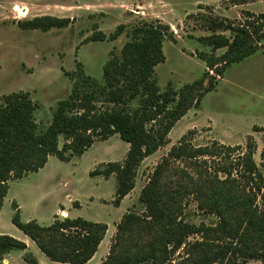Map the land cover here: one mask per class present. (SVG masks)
<instances>
[{
    "label": "rangeland",
    "instance_id": "1",
    "mask_svg": "<svg viewBox=\"0 0 264 264\" xmlns=\"http://www.w3.org/2000/svg\"><path fill=\"white\" fill-rule=\"evenodd\" d=\"M1 1L3 0H0V21L9 17L7 21L13 25L8 23L5 29L0 25V99L9 93H28L32 101L38 105L34 117L39 131L44 130L50 123L52 110L56 104L68 97L73 84L72 76H75L79 69L82 68L85 74L94 80L102 81L103 66L110 53L120 52L129 40L128 35L135 24L141 21L148 23L160 21L173 32L174 40L166 39L163 43L165 61L155 68L161 92L168 85L178 90L208 73L202 87L204 89L208 86L210 77H215V73L206 68L205 63L199 59L200 54L220 57L226 51L219 49L213 52L209 46L197 41L198 38L212 34L208 30L211 21L223 20L236 26L244 22L247 13L254 17L264 13V0H142V2L134 0L135 4L140 3L143 12L141 16H136L134 12L137 10L135 8L133 10L131 6L128 8L121 6V9L127 8L130 12L114 14L112 12V9H115L114 0H99L96 9L103 12L88 18H74L65 28L42 32L22 30L18 25L14 26L15 21L10 19L21 14L7 10L5 15ZM55 1L78 5L80 0H39L37 7L29 11L24 20L47 15L61 16V13L51 10V4ZM118 26H123V32L116 40L85 43L94 33L101 32L109 37ZM215 34L231 37L229 31H216ZM5 42H10V46L15 43L20 46L15 45L12 50L7 46L6 49ZM210 82L215 84L213 90L204 94L199 104L186 112L183 120L170 135V141L168 140L164 146L138 165L134 189L119 207L113 204L115 178L89 176V173L99 165L93 167L91 159L81 161L73 158L69 162H61L55 156L48 157L41 172L29 173L22 179L11 180L6 199L17 192L20 199L28 202L29 213L36 203H40L39 206L46 212L54 205L61 204L72 211L71 216H74L72 218L79 217L107 225L96 258L89 264H95L96 259H101L98 263L101 264L108 257L114 238L117 240L115 249L119 258L143 255L150 252L153 246L161 252L162 240L175 219L196 226H216L219 221L217 211H221L234 228L247 234L248 246L243 248L256 253L260 247L259 233L251 229H242L246 217L239 207L247 204L245 199H225L226 185L215 183V173L219 172L218 179L224 181L226 177L221 171L226 169L232 173V178L246 185L247 180H241L239 177V172L244 171L243 161L237 157L246 151L251 138L256 147L253 158L264 178V166L260 160L264 132L253 131L255 126H264V39L253 56L230 65L221 79L215 77ZM137 104L136 100L132 102L131 107ZM182 136H186V140L195 148L214 147L217 144L231 149L239 146L242 150L225 152L219 149L221 155L217 158L172 162L161 179L160 187V202L165 207L166 219L160 224L152 225L145 217L144 207L139 201L140 192L157 165L166 158L171 147L177 145ZM62 142L60 139V146ZM94 145V150L103 151L106 155L103 158L119 163L124 161L128 151V145L117 135L109 138L108 143L97 141ZM25 185L26 187L22 188ZM254 207L257 208L259 215L264 216V197L256 195ZM9 211L10 205L6 203L0 214V232L14 239L16 238L13 234L27 239L11 224ZM128 212L137 215L140 220L133 222L120 240L117 225ZM33 216L38 220L37 216ZM21 220L23 221V218ZM44 221L40 220L38 224L42 225ZM220 235L210 233L191 236L167 260L163 261L161 256L159 263L189 264L191 259L198 255L197 243H236ZM32 247L45 264H60L51 262L35 245L32 244ZM10 253L12 254L10 264H26L22 258L16 256L19 251ZM234 264L263 263L256 259L242 262L239 258Z\"/></svg>",
    "mask_w": 264,
    "mask_h": 264
},
{
    "label": "trees",
    "instance_id": "2",
    "mask_svg": "<svg viewBox=\"0 0 264 264\" xmlns=\"http://www.w3.org/2000/svg\"><path fill=\"white\" fill-rule=\"evenodd\" d=\"M70 23L69 19L42 16L20 21L17 25L22 30L47 32L65 28ZM208 30L212 34L198 38L197 41L209 46L213 52L219 49L226 51L220 57L200 54L199 59L208 70L215 73L216 78L221 79L230 65L242 62L259 50L260 42L264 39V13L257 17L247 13L244 22L236 26L223 20H212ZM216 31H229L231 37L217 35ZM122 32L123 26H118L109 37L101 32L94 33L85 43L114 41ZM128 37L129 40L118 54L110 53L103 66L102 81L87 76L82 68L72 76L73 84L68 97L56 104L50 123L42 131L38 130L34 117L38 105L28 93H9L1 97L0 210L9 181L38 172L45 166L49 156H55L61 162H69L79 158L97 141L103 142L115 135L128 145L124 161L100 164L89 176L107 179L114 175L116 191L113 204L119 206L134 189L136 168L141 161L164 146L175 124L191 107L199 104L204 94L213 90L215 84L210 81L215 77H210L208 86L202 89L208 76V73H204L201 79L185 84L178 90L168 85L164 91H160L155 68L165 61L164 41L174 40L169 26L160 21H141L132 27ZM136 100L138 104L132 108L131 104ZM253 131L264 132V126H255ZM60 139L63 141L61 146ZM219 149L225 152L242 150L239 146L231 149L217 144L214 147L195 148L189 144L186 136H182L177 145L171 147L139 195L150 224L157 225L166 219L165 207L160 202V187L161 179L171 163L217 158L221 155ZM247 149L237 157L243 161L244 166L239 177L247 180V184L243 185L241 181L232 178V173L226 169L221 171L226 179L220 181L219 172H216L215 183L226 185L225 199H245L247 204L239 207L246 217L242 229L259 233L260 247L256 253L243 248L248 246L247 234L234 228L230 220L221 211H217L219 221L216 226H196L175 219L162 240L161 252L153 246L150 252L143 255L119 258L115 249L117 240L114 238L110 254L101 264H161V256L163 261L167 260L189 237L210 233H220V236L236 243H197L198 255L189 264H234L239 258L242 262L256 259L264 264V216L259 215L254 207L256 195L264 197V178L253 158L256 147L251 138ZM260 160L264 166V142ZM12 208L13 226L27 236L51 262L86 264L97 252L107 231V225L82 218L55 217L48 226H40L33 221L23 223L17 205L13 203ZM139 220L133 213L125 214L117 225L119 239L133 222ZM169 246H172L170 250ZM26 249L23 242L0 235V262L11 251L24 252ZM23 261L26 264H40L29 253L23 255Z\"/></svg>",
    "mask_w": 264,
    "mask_h": 264
},
{
    "label": "crops",
    "instance_id": "3",
    "mask_svg": "<svg viewBox=\"0 0 264 264\" xmlns=\"http://www.w3.org/2000/svg\"><path fill=\"white\" fill-rule=\"evenodd\" d=\"M98 1L99 0H80V1H78V5H74V4L70 5V4L66 3V2L55 1V3L51 4V7H52L51 10H54L53 12L61 13L60 14L61 16H58V15H47V16L61 18V19H69L70 21H72L74 18H80V17L88 18L89 16H93L95 14H99V13L103 12V11H100V10L98 11L96 9L98 7ZM1 2H3V6L5 8V11H4L5 15L7 14V10H10V12H12V13L18 12V13L21 14L18 17L16 16V17H12L10 19L12 21H15L14 22V26H17L18 22H20V21H22V19L24 20V18H26V16H27L29 11H33L34 8L37 7L39 0H22L20 2L18 0H3ZM141 2H142V0H141ZM114 3H115V9H112V12L114 14L115 13L116 14H122V13H125V12H130V11H127V8L129 6L133 7V10H134V8L137 10L135 12L133 11L134 13H136V16H141V14H143V12L141 11L142 6L140 5L139 2L135 4L134 0H114ZM121 6H124V7H127V8L121 9ZM15 9H17V11H15ZM61 10H63V11H61ZM8 18L9 17H7L5 19H1V21H0V25L4 29H5V26H7L8 23H11L13 25L12 22L7 21ZM140 20H143V19H140ZM4 45L6 46V49H7V46H10V42H7V43L5 42ZM15 45L17 47L20 46V44L18 45L17 43H15ZM15 45H11L10 46L11 50H12V48L15 47ZM183 118H181L175 124V126L172 128V130L168 134V138L167 139L169 141H170V135L172 134V132L175 131L176 127L183 120ZM108 141H109V139L106 140V141H103L101 143H108ZM94 148H95V145L93 144V146L91 148H89L87 151H85L78 159L81 160V161L90 160L91 159L93 167H96V166H98L100 164H103V163L115 162V161L103 158V157L106 156L103 153V151L94 150ZM101 155H104V156H101ZM44 168H45V166L42 169H40L38 172H41L42 170H44ZM97 177H100V176H97ZM109 178H115V176L111 175ZM109 178H107V179H109ZM9 183H10V181L8 182V191H9ZM24 187H26V185L22 186V188H24ZM8 191H7V194H8ZM7 194H6V196H7ZM6 196H5L4 200H3V204H2V207H1V210H0V214L2 213V210H3L4 206H5V204L8 203L10 205V211H9L10 219L13 216V208H12L13 203L17 205V207L19 209L20 219L23 218V221L21 220L23 223H27V222L33 221V222H36L38 224V221L44 219L45 221L43 222V224L42 225L39 224V225L40 226H48L54 221L55 217H58V218H72V217H74V216H71L72 211L69 208H65L61 204L54 205V207L51 210H49V212H46V211L41 209V207L39 206L40 203H36L30 209V213H29V210L27 209V206H29L28 202L25 199H20L17 192H15L13 194V196H11L9 199H6ZM129 196H130V194H128L121 201V203L124 202L125 199L128 198ZM68 200L71 201V198H69ZM75 203H73V204H75ZM76 205H77V207H79L78 203H76ZM117 207H119V206H117ZM33 215L37 216L38 220L36 218H33L34 217ZM25 216H26V218H25ZM77 218H79V217H77ZM91 222H93V221H91ZM46 223H48V224L45 225ZM96 223H100V222H96ZM14 228H16V227L14 226ZM0 235H6V234H2L0 232ZM6 236H8V235H6ZM13 237H15L16 239L21 240L20 242H23L26 245V248H27L24 252L19 251L20 253L16 254L17 257L23 259V255L25 253H29L30 252L33 255H35V257L37 258V259L36 258L35 259L40 264H45L44 261L41 258H38V256L36 255V253H35V251L33 250V247H32V244L33 245H35V244L27 236H25V237L28 240L24 239V238H21L20 236L14 235V234H13ZM97 253H98V251L91 258V260H89V262H87L86 264H89L90 262H93L94 258H96ZM11 261H12V254L9 253V254L4 256V258L0 262V264H10ZM99 262H101V259H96L95 260V264H98Z\"/></svg>",
    "mask_w": 264,
    "mask_h": 264
}]
</instances>
